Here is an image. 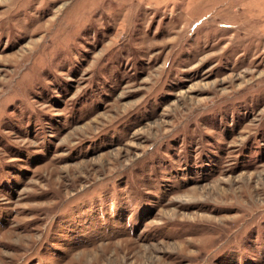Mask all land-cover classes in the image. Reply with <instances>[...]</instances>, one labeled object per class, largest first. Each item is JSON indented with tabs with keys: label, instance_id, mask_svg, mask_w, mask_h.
I'll use <instances>...</instances> for the list:
<instances>
[{
	"label": "rangeland",
	"instance_id": "obj_1",
	"mask_svg": "<svg viewBox=\"0 0 264 264\" xmlns=\"http://www.w3.org/2000/svg\"><path fill=\"white\" fill-rule=\"evenodd\" d=\"M0 264H264V0H0Z\"/></svg>",
	"mask_w": 264,
	"mask_h": 264
}]
</instances>
